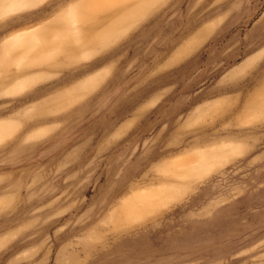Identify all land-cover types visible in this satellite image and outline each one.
<instances>
[{"label":"rangeland","instance_id":"1","mask_svg":"<svg viewBox=\"0 0 264 264\" xmlns=\"http://www.w3.org/2000/svg\"><path fill=\"white\" fill-rule=\"evenodd\" d=\"M159 1L0 0V17L9 15L0 35L13 30L0 40V264H74L67 256L81 248L71 243L119 202L108 213L112 229L158 223L146 264H264V90L243 105L248 121L263 122L241 154L224 164L238 147L210 142L165 163L163 175L129 183L143 185L123 199L124 183L108 182V156L120 164L132 152L99 149L104 97L71 112L100 77L75 81L107 67L97 61L108 45ZM43 125L53 131L30 140ZM123 168L113 166V177ZM82 258L77 264L98 257Z\"/></svg>","mask_w":264,"mask_h":264},{"label":"crops","instance_id":"2","mask_svg":"<svg viewBox=\"0 0 264 264\" xmlns=\"http://www.w3.org/2000/svg\"><path fill=\"white\" fill-rule=\"evenodd\" d=\"M12 31L1 34L0 40ZM106 58L97 65L108 62L107 67L75 81L100 77L71 112L81 114L104 97L105 106L99 107L104 114L95 128V134L105 137L99 149L132 152L127 162H120L125 168L118 177H113V166L120 164L108 156V182L124 183L122 199L143 185L129 183L163 175L165 163L210 142L238 147L228 163L246 149L254 125L264 121H248L251 114L242 111L248 97L264 90V0H160L108 45ZM45 125L33 128L46 133L30 140L53 131ZM216 133L220 136L198 140ZM114 207L71 243L81 249L68 254L69 262L95 255L93 264H146L145 257H153V250L146 251L158 223L144 219L112 229L106 222Z\"/></svg>","mask_w":264,"mask_h":264},{"label":"bare ground","instance_id":"3","mask_svg":"<svg viewBox=\"0 0 264 264\" xmlns=\"http://www.w3.org/2000/svg\"><path fill=\"white\" fill-rule=\"evenodd\" d=\"M29 1H31L32 3H33V2H36V0H29Z\"/></svg>","mask_w":264,"mask_h":264}]
</instances>
